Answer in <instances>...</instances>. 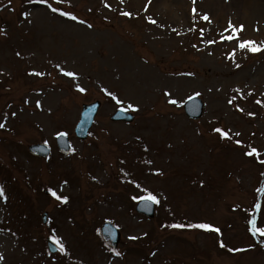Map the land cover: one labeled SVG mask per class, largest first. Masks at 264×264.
I'll use <instances>...</instances> for the list:
<instances>
[{
    "label": "rangeland",
    "instance_id": "1",
    "mask_svg": "<svg viewBox=\"0 0 264 264\" xmlns=\"http://www.w3.org/2000/svg\"><path fill=\"white\" fill-rule=\"evenodd\" d=\"M49 3L86 23L39 0H0V122L8 116L0 129V185L7 195L0 200V264H264V236H252L247 225L264 164L244 154L250 145L264 159V106L256 103L264 104V51H242L237 40L221 38L231 35L225 31L231 21L243 25L240 39L264 41V0ZM233 50L235 62L228 59ZM191 96L204 103L198 120L183 112ZM94 100L101 107L81 141L73 129L82 104ZM118 108L131 111L134 121L111 122ZM217 127L231 129L233 139H221ZM60 132L70 140L67 155L56 148ZM37 143L50 147L47 159L28 152ZM143 189L160 200L153 218L135 212L133 197ZM260 200L257 226L264 228ZM104 222L120 233L121 257L97 235ZM174 223H208L220 232L166 227ZM53 232L68 255L47 251Z\"/></svg>",
    "mask_w": 264,
    "mask_h": 264
},
{
    "label": "snow or ice",
    "instance_id": "2",
    "mask_svg": "<svg viewBox=\"0 0 264 264\" xmlns=\"http://www.w3.org/2000/svg\"><path fill=\"white\" fill-rule=\"evenodd\" d=\"M39 2L45 4L51 10V12H53V13H58L60 16L67 17L68 19L73 20V21H77L78 20L77 16H75L72 12L62 10V9H60L58 7H53V4L49 3V0H39ZM64 2H65V0H55V3L57 5L63 4ZM120 2L124 3V0H120ZM149 3H151V0H149ZM192 3H193V5H195L196 0H192ZM104 7L108 8L110 6L107 3H105ZM145 11H147V8L145 9ZM192 13H193V15H195L197 13V9L195 7L192 8ZM121 14L124 15L125 17H131L132 16V13H130L128 11H123ZM27 15L28 14L26 13L25 14V18L26 19H27ZM201 19H203L204 21L210 22V17L207 14L202 15ZM78 22L81 23V24H85L86 23V21H84V20H78ZM148 22L151 23V24H156L157 23V21L155 19H153L152 17H148ZM87 27L91 28L92 25L88 24ZM229 30L231 31V35L225 36V35H223V33L221 34V38L223 40H227V41L237 40L238 41V45L237 46H238V48L240 50H242V51L243 50H247L248 52L253 53V54L261 52V51H264V41L257 43L256 41H253V40H248V39H243L242 40V39H240L239 33L243 31V25H240V26L237 27V26L233 25L231 21H229L228 22V27H227V29H225V31H229ZM173 31H175V29H173ZM201 35H203V30H201ZM209 43H214V41H209ZM19 55H20V53L18 52L17 56H19ZM235 57H236V52H235V50H233L229 54L228 59H230L233 62H235ZM57 67H59V66H57ZM236 67H240V65L236 64ZM60 71L66 77H71L73 79H77V74L72 72V71H66V70H64L62 68L60 69ZM29 75L43 76L44 73L39 72V71H33V72H30ZM76 88L81 93H84L86 91V89L84 87H81L79 84L76 85ZM104 91H106V93L109 96H111L112 99L117 100V103H122L120 100L117 99V97L114 94H112L111 92H107L106 89ZM234 91L235 92H239L240 89H234ZM165 95L170 97L171 93L165 92ZM197 95H199V93H197ZM248 95H252V93L249 92ZM190 99H191V97H190ZM235 99H236V97L233 96L231 99H229L227 101V103L229 105H231V104H233V101ZM25 102L27 103L28 101H25ZM169 102L172 103V104H177V101L174 100V99H170ZM256 103L260 104L261 106H264V104H261L260 100H257ZM9 107H11V105H9ZM36 107L37 108H41L42 107L41 102L39 100L36 101ZM128 108L132 109L134 111L138 110L137 108H135L131 104L128 105ZM238 110L243 112L242 108L238 109ZM11 115L15 116L16 113L13 112V113H11ZM249 115H254V114L253 113H249ZM7 119H8V116H7V114H5L4 115V121L5 122H0V129H5ZM213 131L216 132V133H219L221 139H224V140H232L233 139V136L230 135L231 129H229L228 131H225V130L217 127V128H214ZM66 135H67L66 132H60V133L57 134L58 137H63V136H66ZM234 135L235 136H239L240 133L236 132V133H234ZM235 143L238 146L245 147V145H243L242 141H240V140H236ZM246 147L248 148V150L244 153L246 156H248V157L255 156L257 161H258V163L264 164V159H260L261 154L255 147H251L250 145H248ZM72 151L74 152L75 149H72ZM145 151H147V148H145ZM145 163L151 164L152 161L148 160V161H145ZM157 174H162V173H157ZM261 177H264V172L261 173ZM64 183L66 184L67 182L65 181ZM136 187L139 188L140 185L137 184ZM142 191L145 194L142 195V196H139V197H135L134 196L133 200H143L145 202H150V203H153V204H159L160 203V200L158 199V197L156 195H154L152 192L148 191L147 189H143ZM255 191L257 193V197L258 198H257L256 203L253 206V211L251 213H249L250 219L247 220L248 231L251 233L252 236H257V235L264 236V228L257 226L258 225L259 214H260L261 207H262L260 198H264V179L261 180L260 186L257 187ZM48 192L50 193V195L52 197H54L56 200L60 201L61 203H65L66 204L68 202V197L67 196H63L62 197V196L58 195L56 190L49 188ZM0 200H3L4 202H7V195L5 193V189H4V187L2 185H0ZM166 227L176 228V229L188 227V228H191V229H201V230H204V231H211V232H217V233L220 232L219 228H216L213 225H210L208 223H191V224H187V225L174 223V224L166 225ZM49 239L51 240L52 244L56 246V250L60 254L68 255V250L66 249V246H65L64 242L62 241V238H60L58 235H56L55 232L52 233V235L49 237ZM129 239L135 240V239H138V237L131 236V237H129ZM220 246L221 247H225L223 242H221ZM110 251L116 257H121L122 256V253L120 251H117L116 249H110ZM228 251H242V250L241 249H236V250L228 249ZM152 255H155V253H152ZM3 259H4L3 255L0 254V260H3Z\"/></svg>",
    "mask_w": 264,
    "mask_h": 264
},
{
    "label": "water",
    "instance_id": "3",
    "mask_svg": "<svg viewBox=\"0 0 264 264\" xmlns=\"http://www.w3.org/2000/svg\"><path fill=\"white\" fill-rule=\"evenodd\" d=\"M99 103L95 102L90 105H86L83 107V111L81 114V120L77 124L75 128V133L80 138H85L88 132V129L90 128L93 118L98 110ZM202 103L197 98H192L184 106L185 112L189 117L192 118H198L202 113ZM131 115H127L124 112L116 111L114 115L111 116V120H126L131 121L132 120ZM57 143L61 151L67 153L69 150L68 140L65 136L58 137ZM30 152L39 155V156H47L49 153L48 147L38 144V145H31L29 147ZM136 210L138 212H141L149 217L153 216L154 213V206L153 203L141 201L137 207ZM99 235L104 240V242L108 245H110L112 248H115L118 240H119V234L116 231V229L110 224L105 223L102 228L99 231Z\"/></svg>",
    "mask_w": 264,
    "mask_h": 264
}]
</instances>
